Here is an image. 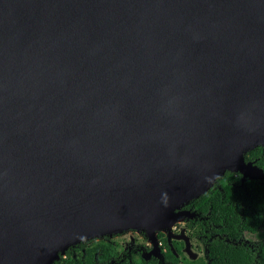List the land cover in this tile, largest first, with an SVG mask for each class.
Masks as SVG:
<instances>
[{
  "label": "water",
  "instance_id": "obj_1",
  "mask_svg": "<svg viewBox=\"0 0 264 264\" xmlns=\"http://www.w3.org/2000/svg\"><path fill=\"white\" fill-rule=\"evenodd\" d=\"M260 146L264 0H0V264L156 246Z\"/></svg>",
  "mask_w": 264,
  "mask_h": 264
},
{
  "label": "flooded vegetation",
  "instance_id": "obj_2",
  "mask_svg": "<svg viewBox=\"0 0 264 264\" xmlns=\"http://www.w3.org/2000/svg\"><path fill=\"white\" fill-rule=\"evenodd\" d=\"M245 162L254 164V161ZM247 181L254 180L242 179L238 172H225L210 190L222 193V182L226 187L237 189ZM195 201L191 200L176 211L182 213V220L176 221L168 232L156 233L153 238L156 246L151 244L145 233L129 230L72 245L52 264H210L208 246L211 244L217 245L224 241L253 249L264 240L259 232L238 230L225 233L222 225L210 220V212L201 208L203 204ZM99 245L105 246L106 250H96L90 257V247Z\"/></svg>",
  "mask_w": 264,
  "mask_h": 264
},
{
  "label": "trees",
  "instance_id": "obj_3",
  "mask_svg": "<svg viewBox=\"0 0 264 264\" xmlns=\"http://www.w3.org/2000/svg\"><path fill=\"white\" fill-rule=\"evenodd\" d=\"M244 160L254 161L264 172V146L249 151ZM220 184L222 193L209 189L195 202L203 204L201 208L210 212V220L222 225L225 233L243 230L259 232L264 237V183L247 181L237 189L226 187L223 182ZM96 250L104 252L106 248L102 245L90 247V257ZM208 257L210 264H264V240L253 249L224 241L211 244L208 246Z\"/></svg>",
  "mask_w": 264,
  "mask_h": 264
}]
</instances>
